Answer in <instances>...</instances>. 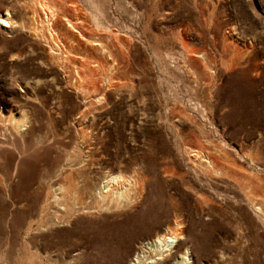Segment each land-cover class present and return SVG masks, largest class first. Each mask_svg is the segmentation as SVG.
<instances>
[{"label": "rangeland", "instance_id": "374dc122", "mask_svg": "<svg viewBox=\"0 0 264 264\" xmlns=\"http://www.w3.org/2000/svg\"><path fill=\"white\" fill-rule=\"evenodd\" d=\"M169 229L159 264H264V0H0V264Z\"/></svg>", "mask_w": 264, "mask_h": 264}, {"label": "bare ground", "instance_id": "6f19581e", "mask_svg": "<svg viewBox=\"0 0 264 264\" xmlns=\"http://www.w3.org/2000/svg\"><path fill=\"white\" fill-rule=\"evenodd\" d=\"M177 235L178 234H173V232L170 230L168 235L163 234V235L157 236L156 238H154L151 241H148V242L146 241L145 242V245H146L145 251L142 249H139L137 256L134 258L135 264H159V263H161V261L163 262L165 251L169 250V247H168L169 241H171V239L175 238V236H177ZM143 245L144 244H142V246ZM170 246H171V244H170ZM144 252H147V253L144 254ZM182 259H183V257L179 256L178 259L176 261H174L172 264L184 263L182 261ZM184 259H186V257Z\"/></svg>", "mask_w": 264, "mask_h": 264}]
</instances>
